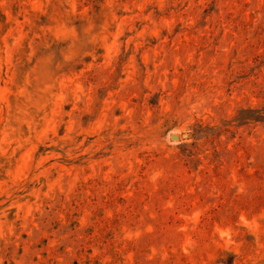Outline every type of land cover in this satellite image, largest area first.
<instances>
[{
	"label": "rangeland",
	"instance_id": "374dc122",
	"mask_svg": "<svg viewBox=\"0 0 264 264\" xmlns=\"http://www.w3.org/2000/svg\"><path fill=\"white\" fill-rule=\"evenodd\" d=\"M0 264H264V0H0Z\"/></svg>",
	"mask_w": 264,
	"mask_h": 264
},
{
	"label": "water",
	"instance_id": "95a60500",
	"mask_svg": "<svg viewBox=\"0 0 264 264\" xmlns=\"http://www.w3.org/2000/svg\"><path fill=\"white\" fill-rule=\"evenodd\" d=\"M175 136L174 135H172V138H174Z\"/></svg>",
	"mask_w": 264,
	"mask_h": 264
}]
</instances>
